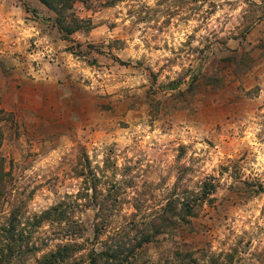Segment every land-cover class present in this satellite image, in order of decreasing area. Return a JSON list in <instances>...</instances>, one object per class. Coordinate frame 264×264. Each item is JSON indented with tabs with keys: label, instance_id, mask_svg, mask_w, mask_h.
<instances>
[{
	"label": "rangeland",
	"instance_id": "rangeland-1",
	"mask_svg": "<svg viewBox=\"0 0 264 264\" xmlns=\"http://www.w3.org/2000/svg\"><path fill=\"white\" fill-rule=\"evenodd\" d=\"M73 12L86 27L65 39L39 0H0L7 199L40 213L85 192L90 167L103 190L120 186L106 239L134 203L153 213L175 185L213 183L190 227L146 245L147 264L176 248L264 264V0H76ZM80 203L86 252L96 208ZM48 229L38 245L59 237Z\"/></svg>",
	"mask_w": 264,
	"mask_h": 264
},
{
	"label": "trees",
	"instance_id": "trees-1",
	"mask_svg": "<svg viewBox=\"0 0 264 264\" xmlns=\"http://www.w3.org/2000/svg\"><path fill=\"white\" fill-rule=\"evenodd\" d=\"M39 1L55 13L54 23L63 38L67 39L86 27V21L73 12L76 0ZM81 174L84 176L85 192L67 194L48 209L29 214L24 204L7 199L13 174L5 168V160L0 156V264H147L146 245L158 241L161 236L170 235L173 238L180 229L190 227L199 208L215 189L213 183H204L198 190L179 192L175 185L160 210L149 214L143 213L142 203L136 202L133 204L134 211L125 217L123 225L114 232L106 233V239H101L117 206L120 186L103 190L100 178L90 167L83 169ZM81 196L87 197L86 206L96 208L90 228L96 241L86 252L82 251L83 245L77 240L84 238L89 229L74 214L76 208L83 204L80 203ZM45 227L59 230V237L52 244L38 245L36 235ZM164 256L167 264H202L192 259L190 252L179 248L169 254L164 253ZM231 263L232 255L219 253L203 264Z\"/></svg>",
	"mask_w": 264,
	"mask_h": 264
}]
</instances>
